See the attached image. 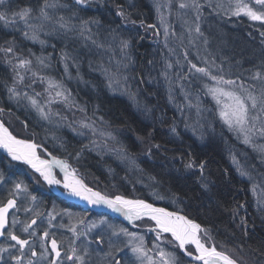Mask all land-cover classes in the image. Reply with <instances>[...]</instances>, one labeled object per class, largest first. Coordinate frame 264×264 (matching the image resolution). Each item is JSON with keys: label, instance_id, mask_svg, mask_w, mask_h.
I'll use <instances>...</instances> for the list:
<instances>
[{"label": "trees", "instance_id": "1", "mask_svg": "<svg viewBox=\"0 0 264 264\" xmlns=\"http://www.w3.org/2000/svg\"><path fill=\"white\" fill-rule=\"evenodd\" d=\"M157 1L89 0L87 7H83L75 0H50L57 5L48 10L52 20L44 22L43 29H37L45 44L44 58L55 56L51 63L68 54L67 63L78 66L76 74L69 70L70 77L76 79H68L70 82L66 84L71 93L68 105L58 103L51 107L71 121L97 120L118 141L116 147L93 148L86 142L89 138L75 135L51 116L47 120L41 118L27 99L10 98L9 89L13 86L29 95L43 90L38 80H33L30 87L25 86L31 82V72L26 73L25 85L17 87L15 73L3 52H0V108L4 112L0 113V119L17 138L34 140L71 163L93 188L114 190L109 193L111 196L131 198L133 182L142 179L147 183L138 190V194L147 192L142 199L199 223L209 231L212 239L208 243H215L217 249L240 264H264V158L225 127L214 101L203 90L205 82L196 79L198 74L189 73L188 63L193 59L194 49H190L186 40H175L181 30L173 23L174 19L170 21L169 11L162 3L161 13L158 12ZM45 2L7 0L0 11L11 18L14 13L30 8L33 10L30 23L38 25L41 21L36 16ZM120 10L127 20L116 14ZM205 13L209 14L206 7L203 16ZM60 16L75 30L60 28L57 23ZM17 20L16 26H5L0 21V48L14 45L19 55L32 60L42 50L39 52L36 44L25 43L21 35L27 28L23 27V21ZM132 20L136 23H130ZM224 20L226 25H220L215 32L221 43L211 45L206 36L202 38L205 51L230 78L250 85L257 72L264 76V25L252 23L246 17L228 16ZM84 21L90 22L91 32L81 36L79 29ZM88 36L91 39L85 38ZM223 36L230 43L219 54L216 47H224ZM121 41H128V47H122ZM240 42L248 45L246 53L239 49ZM168 64L172 67L168 68ZM34 70L41 75V67ZM190 158L197 163L205 162L203 174L184 167ZM241 169L248 175L242 176ZM0 172L5 177L0 184V202L8 199L14 183L23 181L44 208L53 211L54 216L59 214L57 221L62 220L61 212L67 210L82 213L85 219L106 216L116 221L48 192L39 175L1 152ZM50 229L56 239L67 234L63 223ZM103 237L102 245L96 243L101 254L111 250L109 239L123 242L110 234ZM128 252L127 247L121 251L119 257H124L121 264H125V259L129 264L135 262ZM89 256L88 264H101L98 256ZM182 259L188 264L185 257Z\"/></svg>", "mask_w": 264, "mask_h": 264}, {"label": "snow or ice", "instance_id": "2", "mask_svg": "<svg viewBox=\"0 0 264 264\" xmlns=\"http://www.w3.org/2000/svg\"><path fill=\"white\" fill-rule=\"evenodd\" d=\"M77 5L87 7L89 0H75ZM7 0H0V6H5ZM199 10L200 5L193 2L191 5ZM57 5L50 0H46L42 7H40L37 20L41 23L34 25L30 23V16L32 15V9L25 8L22 11L16 12L11 18L8 17L6 12L0 11V21H3L5 26L8 24H14L19 21H23L26 28L29 31H24V36L36 41L39 39L37 35V29H43L45 27L44 22H51L52 15L48 11L53 9ZM179 7L181 9L189 7L186 3H180ZM216 8L225 10V14H230L231 16L239 17L241 15L249 18L252 21H259L264 24V0H220L215 5ZM118 16L127 20L124 11L120 10L116 13ZM99 23L98 21H95ZM59 27L65 29L66 31L75 30L70 26L69 22L65 20L63 16H60L57 20ZM89 21H84L83 26L79 29V34L84 36L86 32H91L88 27ZM130 23L135 24L136 21L132 20ZM161 23H164L163 18H161ZM149 27H154L149 25ZM197 33L200 32L199 27L195 28ZM167 35L168 29L165 27V44L167 45ZM86 39H91L90 36L85 37ZM41 44L44 41H40ZM93 43H96L93 40ZM122 47L127 48L129 45L128 41H121ZM103 47V45H99ZM0 52L4 53V59L6 63L11 66L13 73H15L16 81L19 84L25 83V76L27 72H31L32 77L37 78L41 83H47L45 92L47 93L46 103L42 104L37 97L41 96V93H35L34 95H29L28 92L21 93L17 90L15 86L9 89L10 98H24L27 99L33 108L39 113L41 118L47 120L51 115V109L49 105L55 103H66L70 101L71 93L63 84L56 81L54 78L45 77L40 75L38 71L32 69V60L28 58H20L16 56L14 47L9 46L5 48H0ZM9 54H12V59H9ZM187 56V53H185ZM70 57L68 54H62V59L66 62ZM43 57H37V61L41 68L49 67L45 63ZM18 61V62H14ZM190 63V74H199L196 79L201 81H210L211 83H203V90L206 95L211 96L215 101V104L219 109V117L223 123L227 126L230 131L236 133L237 138H243L244 144H252L253 136L259 135L264 138V88H261L257 93L255 91V85L245 86L242 80L226 79L224 75L220 74L221 69H213L214 62L210 63L205 60L204 66H197L195 63ZM168 68L172 65L168 64ZM68 64L65 63V71L67 72ZM20 70H24L21 72ZM194 70V73L193 71ZM107 72V69H104ZM261 74L257 72L252 79H260ZM25 85L30 87L31 83ZM111 78L109 79V84L111 85ZM59 98V99H57ZM46 108L48 109L46 111ZM83 111V109H81ZM4 112L3 108H0V113ZM58 115V113H57ZM102 121V117L100 118ZM95 121L91 124L81 122V127L88 128L95 135L97 132L100 136L107 135L109 138L111 134H106L94 127ZM175 131V128H173ZM83 133H81L82 135ZM95 143V141H93ZM40 147L35 142H30L26 139H19L9 127L5 126L3 121H0V149H3L6 154L11 158L12 161H18L22 164L28 165L40 177L49 185L62 186L67 190L68 194L71 196L79 197L82 200L87 201L92 205H104L110 208L112 211L120 213L128 220L133 227L136 226L137 221H149L151 224L146 227V232L153 233L154 239L152 241V246L149 247L146 242L145 235L138 234L136 232H130L125 227H112V236L127 237L126 241L114 242L109 239L108 243L110 246V251L107 253L111 257L110 264H121L120 259L116 258L115 253H119L124 250L125 247L129 248L133 256L135 257V262L138 264H184L181 253L183 257L190 258L188 264H192L193 261L199 262V264H238L237 259L233 258L230 254L220 251L217 249L215 243H208L211 240V236L207 229L201 227L199 223L194 220L189 219L186 215H181L175 211H168L164 207H156L152 203H148L141 199H127L122 195L110 196L108 194H103L100 191H95L89 187L82 178L78 177L77 170L72 168L69 163L56 159L52 160L42 159L41 155L38 154L37 149ZM260 150L264 152V146H260ZM51 155V153H48ZM78 158V157H77ZM235 163V158H233ZM59 167L61 172H63V177L57 178L54 172V168ZM184 167L186 169H198L201 174H203L205 169V162L201 161L197 163L195 159H189ZM242 176L248 175L243 169L240 170ZM251 178V177H249ZM4 174L0 172V184L4 183ZM21 193L24 194L25 200H30L35 203L37 197L32 195L29 191L27 185L23 181L14 183V190L9 192V197L6 201L0 202V238H5L9 241L15 242L14 244H8L7 246L0 247V264H4L3 254L7 252L9 254V259L14 260L16 264H23L25 256L30 254L31 257H36V245L34 239L37 236V230L39 225H37V219L40 216L39 212H35L32 217L26 218L20 221L15 215L9 219V212L15 209L17 212L20 209L17 207V200L20 198ZM158 199L162 197L157 196ZM24 211L32 212L31 207L25 208ZM71 215V214H69ZM54 217L48 218L49 227L52 226V220ZM83 223V221H79ZM107 221L100 220L99 224L104 225ZM17 225H20V232L23 235L17 234ZM37 227H33V226ZM96 223L91 225L92 228L97 227ZM87 229V226H85ZM90 230V229H89ZM69 231L73 233V241L71 242L68 252L65 254L66 260L73 261L74 264H85V257L89 255L87 246L82 249L78 248L75 244L76 240H79L81 236H87L88 230L84 232H78L75 226L69 228ZM98 239L94 238V241L98 244L104 243V237L101 234H97ZM50 242V250L48 243ZM93 241H88L92 243ZM162 244L169 245L172 250L168 248L161 247ZM40 248L43 249L42 255L44 257H49L54 254V258L49 259L48 264H63L61 261V250L60 242L55 238V235L50 237L49 231L45 229L40 237ZM191 246V247H189ZM14 249V251H13ZM27 249V253L25 252ZM179 250V252L176 251ZM133 262V264H135ZM27 264H35L32 259L27 260ZM125 264H129V261L125 259Z\"/></svg>", "mask_w": 264, "mask_h": 264}, {"label": "rangeland", "instance_id": "3", "mask_svg": "<svg viewBox=\"0 0 264 264\" xmlns=\"http://www.w3.org/2000/svg\"><path fill=\"white\" fill-rule=\"evenodd\" d=\"M157 2H159L158 12L161 13V5L163 4L167 8V10L169 11L167 14H169V16L171 17L170 19L171 20L172 19L176 20V21H173V23H175V26L178 23L179 24L178 26H180V29H181V33L182 34L184 33V35L186 34V37H185L186 41L185 42L189 43L190 49H192V48L194 49V51H193V59L191 58V59H189V61H191V63H195V64H197V66H201V67L204 66L203 62L205 60H207L210 63H212V60H210L209 55L205 51V45L203 44V39L200 36V32L197 33L195 31V28L198 26V23L200 22V17L203 15V9L205 7L209 9V14L207 15V13H205L204 17H208L209 16L210 19H206L208 21H205L204 23L207 26L206 27V29L208 31V35L207 36H208V39H209V42H210L211 45L221 43V37L218 38V36L215 35V32L217 31V28H219L220 25H223V24L226 25V21L224 19H227L228 16L229 17H234V18H237V17L236 16H231L230 14H225V10L216 8L215 5L218 2H220V0H158ZM193 2H195L198 5H200L199 10H197L195 7L191 6L193 4ZM180 3H186V4L189 5V7L181 9L179 7ZM239 17H245V16L241 15ZM177 18H178V21H177ZM214 18H218V19L214 20ZM222 18H224L223 21H222ZM247 19L250 22H252V23H257L259 25L262 24L259 21H252L249 18H247ZM16 23L12 24V26H16L17 25ZM262 25H264V24H262ZM175 26H174V29H176ZM184 26H187V29L185 31H184ZM23 27H25V25ZM188 27H190V28H188ZM25 31H29L30 32V30L28 28ZM209 33H211V35H209ZM30 34H31V32H30ZM37 35H38L39 39L36 40V41H33V40L25 37L23 34L21 35V38L26 39L25 43H31L32 45L36 44L37 47H38L37 49L40 52L42 50V48H45V44L44 43L43 44L40 43V41H44V40L42 39V37L39 34H37ZM226 39H227L226 36L222 37V41L223 42ZM229 43H230V39L228 38V40H226L224 42V45H223L224 47H216V49H217L216 51L219 54L220 53L222 54L223 50L226 47H228ZM10 46L14 47V51H15L16 56H19L20 58H27L23 54L19 55L18 52H17V49L15 48L14 45H10ZM238 47H239V49L242 52H245V53L248 51V48H249L248 45H246L245 43L241 44V42L239 43ZM43 51H44V49L40 53H37L35 56L34 55L32 56L33 58H32L31 67H32L33 70L36 67L37 68L41 67L40 65H38L37 57H43V55H42ZM52 57H55V56H52ZM52 57H50V59ZM9 58L12 59V54H9ZM50 59L49 60L45 59V63L48 64L49 67H47L45 69L41 68L42 69L41 70V75H43L45 77L54 78L56 81L61 82L65 88H67V85H66L67 81L70 82L68 79H70L71 81H74L76 79L74 77H70L69 70L73 71V73L76 74L78 72V66L71 64L69 61L67 63V61L65 62L63 59L60 60V57L55 59V61L53 60L52 61L53 63L52 62L50 63ZM14 62H18V61L14 60ZM33 63H36V65H34ZM65 63L68 64L67 72L65 71ZM188 64H189V67H190V63H188ZM212 66H213L214 70H216L217 68L220 69L219 66L215 65V63ZM51 67L53 69H49ZM21 71L23 72L24 70H21ZM192 71L194 72V70H192ZM44 72H47V74L46 73L43 74ZM220 74L224 75L226 79L230 78L223 70L220 72ZM31 75L32 74L29 75L30 76V81L38 80L37 78H34ZM14 78H15L14 79V83L16 84L17 87L20 88L22 86V84H19L16 81V76ZM230 79H232V78H230ZM235 80H237V79H235ZM38 82H39L38 85L40 86V88H42L43 92L42 93L41 92H36V93H41L42 94L41 96L37 97V99L40 100L42 104H44V103H46V98H47V93L45 92V88L47 87V83L46 82L45 83H41L39 80H38ZM204 82L211 83L210 81H204ZM23 85H25V83ZM244 85L246 87L249 86L245 82H244ZM250 85H255V91L258 93L261 88H264V76H261L260 79H255V80L251 79ZM34 94L35 93H31L30 95H34ZM209 97L211 98V96H209ZM57 99H59V98H57ZM214 103H215V101H214ZM57 104L58 103H55V104H52V105L48 106L51 109V115L50 116L53 119H55L56 121H58V123H60V125H63L64 127L71 129L74 132L75 135H81V133H83L82 136L84 138H89V140L86 141V142L90 143L93 148H101L102 146H106V148H111V147H116V145H118V141L115 140V138L114 139L113 138H109L107 135L100 136L98 132H97V134L94 135L90 129L81 127V122L82 121L84 123H89V124H91L93 121H95L94 127L96 129H98L100 131H103L106 134L110 133L111 137H113L112 133L110 131H108L107 128H105L101 123L97 122V120L87 119L86 121L85 120L71 121L69 119H65L64 117L60 116L59 114L57 115V112H55L54 108L51 107V106H55ZM65 104L68 105V102H66ZM216 107H217V111H218V115H219L218 106L216 105ZM47 110L48 109L46 108V111ZM225 127L227 128L226 125H225ZM240 140L243 143V138L242 137L240 138ZM93 141H95V143H93ZM40 145L42 147H44V145H42V144H40ZM245 145H248L249 147L256 149L261 154V156H263V158H264V152H262L260 150V146H264V138L260 137L258 134L254 135L253 136V143L252 144H245ZM44 148L46 150H48L46 147H44ZM41 153H43V152L41 151ZM41 156L44 159H46L43 155H41ZM42 180H43V178H42ZM43 183L48 187L49 190H47V191L52 193V190H51L52 186H49L47 183H45L44 180H43ZM96 189L97 190L99 189V191H101L103 193H107V192L110 193V192L114 191V190L112 191V190H109V189L105 190L103 188H99L98 186H97ZM17 207L20 209V211L17 212L15 209H13V211L11 212V215H10V220H11L12 216L15 215L20 221H23L26 218L32 217L35 212H39L40 213V216L37 219V223L38 224L40 223L39 222L40 220H44L46 217H47V219L50 216L54 217V219H53L54 222H56L57 221V217H59V214L54 216L53 215V211H49L48 209L44 208L41 205V203H39L37 200H36L35 203L31 202L30 200H25L23 193H21L20 198L17 200ZM28 207H31L33 209V211L26 213L24 211V209L28 208ZM69 214H71V215H69ZM61 215H62V218H61L62 220H59V221H61L64 224V226L67 227V229L65 230L67 234L66 235L63 234V236H60L61 237L60 238V243H61V246L66 251V253L68 252V248H69L71 242L74 239L73 233L71 231H69V228L72 227V226H75L78 232H84V231L88 230V235L87 236H81L80 239L76 240V242H75V244H76V246L78 248L82 249L84 246H87L88 250H90V248L94 247V244H95V247H96V242L94 241V237H97L98 233L101 234V235H108V234L111 235L112 227H110V226H115L117 228L118 227H122V226H119L117 223L109 221L106 217H103V218H100V219H94V220H93V218L85 219V215H83L82 213H79L77 211H73V210H67L65 212H61ZM81 220L83 221V223H79V221H81ZM100 220H105V221H107V223L104 224V225H100L99 224ZM93 223H96L98 226L95 227V228H92L91 225ZM150 224H151V222H149L147 220L138 221V223H136L135 227L127 228V229L130 232H136L138 234L145 235L146 242L148 243V246L151 247L152 246V241L154 239V234L146 232V227L149 226ZM85 226H87V229H86ZM19 229H20V225H17V234L23 235L20 232ZM119 238H122L123 241L127 240V237H124V236H120ZM88 241H93V242L92 243H88ZM208 242H211V240H209ZM14 243L15 242H13V241H9L7 239H4L3 241H0V247H4V246H7L8 244H14ZM39 244H40V240H39L37 248H38V250L40 252H43V249L40 248ZM161 247H165V248H168L169 250H172L170 248V246L166 245V244H162ZM13 251H14V249H13ZM176 251L178 252L179 250L176 249ZM5 253H7V252H5ZM120 253L121 252L115 253L117 259H120V257H119ZM128 256L135 260V257L133 256V254L131 253L130 250L128 252ZM44 258H46V257H44ZM136 263L138 264V262H136ZM192 264H199V263H192Z\"/></svg>", "mask_w": 264, "mask_h": 264}, {"label": "flooded vegetation", "instance_id": "4", "mask_svg": "<svg viewBox=\"0 0 264 264\" xmlns=\"http://www.w3.org/2000/svg\"><path fill=\"white\" fill-rule=\"evenodd\" d=\"M103 189L108 190L109 188H103ZM109 190H110V189H109ZM110 193H111V192H110ZM107 194H109V193L107 192ZM10 215H11V212H10ZM39 222H40L39 224L37 223V225H39V228H38V230H37V236H36L35 239H34V243H35V245H36V251H37V254H38V255H37L36 257H31L30 254L26 255L23 264H27V260H28L29 258L32 259V260L35 262V264H48L49 259L54 258V254H52V256H49V257L44 258V256L42 255L43 252H40V251L38 250L37 246H38V243H39L40 237L42 236V233H43V231H44L45 229H47V230L49 231V234H50V237H51V236H52L51 233H52L53 230H51L50 228H51V227H54L55 225H61L62 222H58V221L54 222V221L52 220V226H51V227H49V225H48V219L40 220ZM33 227H37V226L34 225ZM65 233H66V231H65ZM60 238H61V237H59V239H57L58 242H60ZM4 239H5V238H3V240H4ZM3 240H2V241H3ZM97 244H98V243H97ZM98 245H102V244H98ZM48 247H49V250H50V242L48 243ZM60 250H61V253H62V255H61V261H63V264H74L73 261H68V260H66V258H65V257H66V256H65L66 251H65L64 248L61 246V243H60ZM25 252L27 253V249H25ZM89 255H91V256H98L97 259H98L99 261H101V264H103V263H104V264H110L111 257H109L107 254H101L100 249H99V252H98V250H97L96 247L94 248V251H93L92 253H89ZM89 255H88V256H89ZM88 256L85 257V264H88V261H87ZM3 257H4V264H16V262H15L14 260H10V259H9V254H8V253H4V254H3ZM89 257H90V256H89ZM102 261H103V263H102Z\"/></svg>", "mask_w": 264, "mask_h": 264}, {"label": "bare ground", "instance_id": "5", "mask_svg": "<svg viewBox=\"0 0 264 264\" xmlns=\"http://www.w3.org/2000/svg\"><path fill=\"white\" fill-rule=\"evenodd\" d=\"M170 17V16H169ZM171 18V17H170ZM179 18V17H178ZM178 18H177V21H178ZM170 21H171V19H170ZM174 21H176L175 19H174ZM183 21V20H182ZM181 22V21H180ZM205 21H204V16L202 15L201 17H200V22L198 23V27H199V29H200V36L202 37V38H204V37H206L207 35H208V31H207V29H206V25H205V23H204ZM189 24V23H188ZM177 25H179L178 23H177ZM190 25V24H189ZM178 28H179V30H181L180 29V26H178ZM188 28H190V27H188ZM187 29V26H184V31ZM183 30V29H182ZM209 35H211V33H209ZM185 37H186V34L184 35V33L182 34V33H180L178 36H176V37H174L175 38V40H178V41H184L185 40ZM205 45V44H204ZM230 74H232V73H230ZM37 152H38V154H39V148L37 149ZM42 159H44V158H42ZM116 182V184H118V182L117 181H115ZM133 185H134V187L130 190V194L132 195H130L131 196V199H141L142 200V198H144L145 197V195L147 194V192L145 193V192H143V194H138L139 192H138V190H140V189H143V188H141V186H145V185H147V183L146 182H144L142 179H140V178H136V180L133 182ZM56 189H58L57 187H56ZM140 193H142V192H140ZM140 195H142V196H140ZM66 196L69 198V199H71V200H73V201H83L84 202V200H82V199H80L79 197H75V196H71V195H69L68 193L66 194ZM86 203H88L87 201H86ZM89 204V203H88ZM91 206H93V207H96V208H101V207H105L106 209H110V208H108L107 206H104V205H92V204H90ZM120 214V213H119ZM121 215V217L123 218V220H120V219H117V221L116 222H118L117 224L119 225V226H124V225H127V223L125 222V218H124V216L122 215V214H120ZM109 217H111L112 219H114V220H116V218H113L112 216H109ZM107 219L109 220V221H112L111 219H109L108 217H107ZM126 221H128V220H126ZM59 222V221H58ZM113 222V221H112ZM111 237H114V236H112V235H110ZM94 247H95V244H94ZM94 247H92V248H90V250H88V252L89 253H92L93 251H94ZM190 247V246H189ZM239 263V262H238ZM240 264V263H239Z\"/></svg>", "mask_w": 264, "mask_h": 264}, {"label": "water", "instance_id": "6", "mask_svg": "<svg viewBox=\"0 0 264 264\" xmlns=\"http://www.w3.org/2000/svg\"><path fill=\"white\" fill-rule=\"evenodd\" d=\"M1 121V120H0ZM30 142H34V141H30ZM39 149H42V147L40 146L39 147ZM0 151L4 154V155H6L7 157H9L7 154H6V152L3 150V149H0ZM47 153V156L52 160V158L54 157V156H52V155H48V152H46ZM10 158V157H9ZM56 158V157H55ZM11 159V158H10ZM56 159H58V158H56ZM59 160H61V159H59ZM63 161V160H62ZM62 175H63V172H61V170H60V168L59 167H55ZM31 169V168H30ZM32 171H34L33 169H31ZM35 172V171H34ZM79 177V176H78ZM66 190V189H65ZM67 191V190H66ZM55 193L57 194V195H59L60 197H62L63 199H66V200H68V201H71V202H74V203H76V204H79V205H81L82 207H84L85 209H90V210H93V211H97V212H102V213H105V214H108V215H110V216H112L113 218H117V219H120V220H123V218L121 217V215L119 214V213H117V212H114V211H112L111 209H106L105 207L103 208V207H101V208H96V207H93V206H91L90 204H88V203H86V201L84 200V202L83 201H73V200H71V199H69L67 196H66V193L65 192H63V191H61L60 189H55ZM125 222L127 223V225H129V226H132V224L129 222V221H126L125 220ZM2 238H0V240H1ZM188 258V257H187ZM188 259H190V258H188ZM193 262H196V261H193ZM196 263H199V262H196ZM239 264V263H238Z\"/></svg>", "mask_w": 264, "mask_h": 264}]
</instances>
